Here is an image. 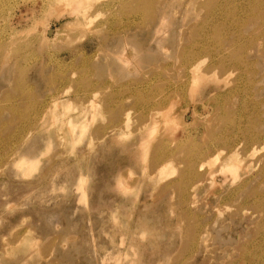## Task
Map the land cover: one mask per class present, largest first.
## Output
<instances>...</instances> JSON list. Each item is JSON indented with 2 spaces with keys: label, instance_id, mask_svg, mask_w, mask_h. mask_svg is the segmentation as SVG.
<instances>
[{
  "label": "rangeland",
  "instance_id": "374dc122",
  "mask_svg": "<svg viewBox=\"0 0 264 264\" xmlns=\"http://www.w3.org/2000/svg\"><path fill=\"white\" fill-rule=\"evenodd\" d=\"M89 1L0 0V264H264V0Z\"/></svg>",
  "mask_w": 264,
  "mask_h": 264
},
{
  "label": "bare ground",
  "instance_id": "6f19581e",
  "mask_svg": "<svg viewBox=\"0 0 264 264\" xmlns=\"http://www.w3.org/2000/svg\"><path fill=\"white\" fill-rule=\"evenodd\" d=\"M50 1V0H49ZM59 1V0H58ZM61 1V0H60ZM91 1V0H90ZM89 1V2H90ZM230 1V0H229ZM246 1V0H245ZM263 0H252L251 2H253V5L254 6H257V5H260L261 4V2H262ZM56 2H57V0H56ZM63 2V1H62ZM61 2V3H62ZM93 1H91V3H92ZM236 2V1H235ZM264 2V1H263ZM73 3H75V2H73ZM72 3V4H73ZM78 3H81V2H78ZM84 3H86V7L88 8V7H91V6H88L87 5V3H88V1L86 2H84ZM91 3L89 4V5H91ZM249 3V2H248ZM247 3V4H248ZM55 4V3H54ZM65 4V3H64ZM226 4H228V3H226ZM226 4H225V6H226ZM231 4V3H230ZM236 4V3H235ZM234 4V5H235ZM251 4V3H250ZM71 5V4H70ZM76 5V4H75ZM74 5V6H75ZM79 5H81V4H79ZM239 5V4H238ZM242 5V4H241ZM72 6V5H71ZM222 6V5H221ZM82 7H84L83 8V11L84 10H86V7H85V5H83ZM246 7V6H245ZM261 7V6H260ZM259 7V8H260ZM73 8V7H72ZM75 8V7H74ZM78 8V6L76 5V9ZM242 8V7H241ZM76 9H74V12H76L75 14H74V16L77 14V11H79L81 8H78L77 10ZM248 9V8H247ZM258 9V8H257ZM89 10V9H88ZM87 11V10H86ZM86 11H84L83 13H85ZM71 12H72V10H71ZM74 12H72V13H74ZM78 14H79V16H80V14H81V16H82V18H83V16L85 17L86 15H84V14H82V11H81V13H79L78 12ZM77 14V15H78ZM86 14V13H85ZM252 14H254V13H252ZM263 14H264V12H263ZM72 15V14H71ZM248 15V14H247ZM80 16V17H81ZM76 17V16H75ZM243 18V17H242ZM264 19V18H263ZM261 21H262V17H261ZM86 23V22H85ZM88 23V22H87ZM204 30H205V28H203ZM262 30V29H261ZM49 34H51V30L50 31H47ZM45 34H46V32H45ZM209 34V33H208ZM51 36V35H50ZM198 36L199 35H197V38H198ZM203 37V36H202ZM221 38V37H220ZM219 38V39H220ZM197 41V40H196ZM202 41H203V39H202ZM193 42V41H192ZM198 42H199V40H198ZM192 45V44H191ZM201 45V44H200ZM219 45V44H218ZM194 46V45H193ZM202 46V45H201ZM192 47V46H191ZM205 47V46H204ZM219 47V46H218ZM195 48V47H194ZM203 48V47H202ZM211 49V48H210ZM210 49H208V50H210ZM213 49V48H212ZM220 49V48H219ZM207 49H206V51H208ZM214 50V49H213ZM213 52V51H212ZM194 53V52H193ZM197 54V53H196ZM241 54V53H240ZM190 54H188V56H189ZM202 55H205V54H202ZM212 55V54H211ZM217 55V54H216ZM215 55V56H216ZM201 56V55H200ZM214 56V55H213ZM214 56V57H215ZM187 57V56H186ZM212 57V56H211ZM191 58H192V56H191ZM197 58V57H196ZM243 58V57H242ZM206 59V58H205ZM243 60V59H242ZM190 61H191V59H190ZM203 59H198L197 61H194L190 66H189V71L191 72V77H193V81L195 82L197 79H198V77L201 75L199 72H198V69H200L199 67H200V64H202L203 63ZM213 61H215V60H213ZM226 61V60H225ZM181 62V61H180ZM185 62V61H184ZM189 62V61H188ZM235 62V61H234ZM238 62V61H237ZM212 63V62H211ZM218 63V62H217ZM231 63V62H230ZM188 64V63H187ZM237 67H238V65H237ZM242 67V66H241ZM202 71V70H201ZM216 71V70H215ZM231 74V73H230ZM187 75V74H186ZM216 77V76H215ZM189 78V77H188ZM225 78H228V77H225ZM171 79V78H170ZM176 79V78H175ZM192 79V78H191ZM218 80V79H217ZM176 82V81H175ZM194 84V83H193ZM66 94V93H65ZM216 97V96H215ZM55 98V97H54ZM57 98V97H56ZM55 100V99H54ZM57 100V99H56ZM173 100V99H172ZM171 100V101H172ZM174 101V100H173ZM193 101V100H192ZM57 102H58V100H57ZM57 102H52V103H54L53 104V106L55 107V105H57ZM89 102V101H88ZM92 102V101H91ZM173 103V102H172ZM195 103V102H194ZM218 103V102H217ZM52 105V104H51ZM50 105V106H51ZM171 105V104H170ZM49 107V106H48ZM50 108V107H49ZM168 108H169V106H168ZM186 109V108H185ZM222 109V108H221ZM167 110V108L165 109V111ZM170 110V109H169ZM168 110V111H169ZM161 111V110H160ZM157 113V112H156ZM158 113H160V112H158ZM157 113V115H159ZM162 115H164V118L165 119H167L166 117H165V114H168V113H165V112H162L161 113ZM63 115V114H62ZM128 115V114H127ZM126 115V116H127ZM156 115V116H157ZM162 115H160L161 117H162ZM64 116V115H63ZM125 116V115H124ZM125 116V119L127 118ZM166 116H168V115H166ZM170 117V116H169ZM174 117V116H173ZM158 118V117H157ZM160 118V117H159ZM164 118H163V120H164ZM177 119V118H176ZM168 120V119H167ZM126 121V120H125ZM155 121H157V120H155ZM171 121H172V119H171ZM127 122H128V120H127ZM123 123L125 124L126 122H124L123 121ZM148 123H149V121H148ZM163 123H166V124H169V122L167 123V121L166 122H163ZM72 123H69V125H71ZM165 124V125H166ZM171 124V123H170ZM174 124V123H173ZM176 124V123H175ZM75 126V125H74ZM143 128H145L144 126H143ZM164 128V127H163ZM166 128H168V127H166ZM165 128V129H166ZM158 129V128H157ZM153 130V129H152ZM164 132V131H163ZM166 132V131H165ZM244 134V133H243ZM142 141H144V143L146 142L147 143V141L145 140V138L142 140ZM141 141V142H142ZM152 141V140H151ZM154 141V140H153ZM149 144V143H148ZM149 145H151V144H149ZM148 145V146H149ZM150 147V146H149ZM148 149V148H147ZM149 150V149H148ZM253 150V149H252ZM251 152V151H250ZM253 152H255V151H253ZM218 153V152H217ZM220 153V152H219ZM218 155V154H217ZM247 155V154H246ZM214 158H216V156H214ZM213 158V159H214ZM147 159V158H146ZM22 160V159H21ZM211 161L213 162V160L211 159ZM215 162V161H214ZM209 163V162H208ZM220 163H222V162H220ZM20 165V164H19ZM22 165H24V164H22ZM210 165H212L211 163H210ZM200 166V165H199ZM31 167V166H30ZM240 168V161H238V159L237 158H232V156H230V157H227V159H225V161L222 163V165H221V169L223 170V169H226V170H233V172H235V171H237L238 169ZM161 172H162V170H161ZM127 176H128V174H127ZM123 178V177H122ZM121 180V179H120ZM123 184V183H122Z\"/></svg>",
  "mask_w": 264,
  "mask_h": 264
}]
</instances>
